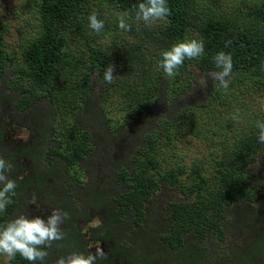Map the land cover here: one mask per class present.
Here are the masks:
<instances>
[{
  "label": "trees",
  "instance_id": "16d2710c",
  "mask_svg": "<svg viewBox=\"0 0 264 264\" xmlns=\"http://www.w3.org/2000/svg\"><path fill=\"white\" fill-rule=\"evenodd\" d=\"M202 1L204 0H167L171 15L167 17L159 31L153 30L144 22L135 19L136 6L144 0H35L34 12L38 28L35 35L28 39L23 48V61L26 69H22V75L29 79L30 86L20 87L17 99L12 101L15 114L26 110L32 113L40 103L46 102L45 100H49L54 105V112L56 109L61 111L67 109L75 114L83 103L86 112H93L92 107L96 101L92 102L91 91L87 92L83 88L88 74L84 75L83 80L73 83L72 86H65L68 80L61 77L62 72L69 64L72 41L68 39L77 36L76 40H79L80 37L86 47V52H88L87 62L91 73H96L98 77H101L109 64L115 66V78L120 84V88L125 90L128 99V102L123 104H126L124 106L126 111L130 110L129 116L126 118L127 123L130 124V131H136L139 121L150 125L147 131L144 130V133L139 132L138 143L128 145L124 157L130 159L129 164L123 161L122 165L126 167L113 173L116 174L117 181H121L120 183L125 188L116 192L101 191L105 192V198L100 199L98 205L86 202L89 196H97V194L89 195L81 204L83 208L86 203L94 211L104 210L107 212L108 218L102 220L99 227L108 228L112 223L116 226V230L105 231L99 239L111 256H115L121 264H165L158 261L156 251L152 248L151 258L150 256L143 257L138 254V251L136 252L131 237L136 235V237L143 238L148 232L150 235L145 237L151 238L155 247L168 256L185 253L186 249L192 248L195 254L183 257L182 264H197L205 260L206 255L210 257L213 264H233L234 261L241 264L239 255L236 253L239 247L230 245L225 251H222L220 248L222 242L219 245L216 238L217 235H222L221 227L228 217L237 213L242 216L243 236L253 239L247 249L252 251V246H257L260 243L258 247L261 253L258 255V259L261 261L260 264H264V233L261 232L264 228L261 229L260 226L261 223H264V215L257 221L254 213L258 216L261 204L256 211L249 206L255 201L260 188V184L257 182L260 175L257 165L259 160L264 158V144L258 141V129L255 124L257 121H264V113L256 114L252 109L246 107L244 108L245 116H243L237 113L240 112V109L235 107L230 114L227 113L223 116V119L219 121L214 119L208 131L217 137V140H212L217 146L216 151L209 153L210 157L206 158V164H203L202 160L191 164L190 173L193 176L186 186L181 187L178 182V177L185 172L184 162L175 163L168 160L166 171L162 175L158 174L162 165L161 158L150 156V149L156 140L154 134L158 132L156 130L162 122H184L183 116L188 113L187 111L197 107L193 105L183 109H181L182 106L173 108V104L176 102L166 106L165 102L174 101L178 96L170 98L166 94L167 88V93L170 92L169 87H165L164 77L166 75L159 67L154 69V66L158 65L162 58L161 53L176 42L187 40L193 33H195L196 39L204 41V55L198 58L195 70L188 67L189 60L187 59L179 68L180 77L191 85L196 75L208 77L209 72L216 70L213 57L220 51L232 56L233 74L229 87L236 81L246 78L258 79L264 83V0H256L250 5L247 11L250 21L215 12V7L208 11L204 9L205 5L201 3ZM106 5L114 11L128 14L130 19L128 22L132 26L131 31H127L128 33L136 34V31L139 30V33L147 35L145 39H148L150 43H159V48L153 52L149 59H145L143 54L142 56L138 53L140 46L136 42L123 45L115 37L106 47L100 48V46L94 45V39H91L90 34L95 36L99 34L97 37H105L115 28H119L117 19L111 21L103 12ZM93 12L97 13L98 18L104 21V29L100 33H96L89 26L88 17ZM79 45L80 41L72 48ZM67 48L68 52H66ZM12 60V57H8L0 50V95H3L1 96L2 100H7V98L4 95L5 89L1 87V82L5 78ZM135 70L150 75L146 93L151 95L150 98H136L135 92L137 93L139 88L132 83L131 79V74ZM153 70L156 71L153 72ZM152 73L156 76L155 78ZM220 88H222L220 85L214 88L209 101L215 97L220 101L221 106L226 107L234 99V96L232 93L229 96H219L218 93L222 91ZM42 91H46L43 96H41ZM161 98L164 99V105L155 106V103ZM78 103L80 104L78 105ZM248 112H251L252 116ZM228 115H230V121L237 123L236 126H231L229 129L225 126ZM234 115L237 117L235 120L231 119ZM152 116L154 120L159 119L158 124L156 121L150 122ZM90 118L94 119V117ZM31 119L35 127H42L43 122L40 121L42 119L34 116ZM1 126L0 131L3 130ZM77 129H80L79 125ZM85 133L79 138H82L83 144L92 150L91 134L88 130ZM105 141L109 142L110 139L105 138ZM112 145L117 148L120 144L112 142ZM133 146L136 147L133 148ZM154 147L155 144L152 149ZM69 151L65 154L58 147L51 148L45 155L46 162L51 164L55 157L60 158L64 165L63 168L68 174L72 166L83 167L82 164L88 162L89 158L91 159L94 155L93 153L90 156H84L83 153H86L87 150L83 151V147L77 152L72 149ZM32 152L33 149L29 147L10 150L9 160H6L10 165L15 159L17 162L19 158L31 161L29 174L31 179L16 180L17 188L15 195L12 196V203L8 205L6 211L0 212V226L15 218L12 217L13 213L21 208L23 201L21 192L23 190L31 191L39 195L41 199L55 205V209L67 213L63 229L65 238L62 241L54 242L52 247L46 249L49 255L42 264L55 263L54 259H57L59 254L67 255L72 251V248L87 255L88 244L83 242V235L75 228L78 215L74 213L71 204H68L70 214L67 212V202H70L68 196L62 195L59 200L54 197V184L51 185L52 183L48 180L49 177H52L51 168H49L51 165L41 167V170L38 169ZM86 170L89 171L84 168V172ZM66 172L64 173L66 174ZM89 184H92V181L87 186ZM176 185L182 189L183 200L170 201L166 207L161 208L152 205L159 198L158 193L163 187L167 189ZM121 216L129 218L131 221L129 220L126 224L121 220ZM84 220L85 222L89 221L87 217ZM155 225L158 231L151 232ZM252 227L255 228L254 232H250ZM120 228H124V230L120 231ZM121 232L124 234L117 236ZM63 246L66 248L62 249ZM255 256L257 258V255ZM10 264H30V262L18 254L10 260ZM36 264H41V262L37 261ZM97 264L114 263L108 258L107 260H98Z\"/></svg>",
  "mask_w": 264,
  "mask_h": 264
},
{
  "label": "rangeland",
  "instance_id": "374dc122",
  "mask_svg": "<svg viewBox=\"0 0 264 264\" xmlns=\"http://www.w3.org/2000/svg\"><path fill=\"white\" fill-rule=\"evenodd\" d=\"M255 1L256 0H204L201 3L205 5L204 9L208 11L215 7V12L223 13L229 17H237L250 21L247 16V11L250 5ZM34 4L35 0H0V50L6 53L8 57L13 58L6 71L5 78L1 82V87L5 89L4 95L7 100H2L1 96L3 95H0L2 100L0 102V126L2 125L1 127L3 128V130L0 131V156L5 160H9L10 150L19 147H29L33 149L32 157L37 163L38 169L41 170L45 166L51 165L49 168H51L50 173H52V177L48 176V180L52 183L51 185L54 184L53 195L58 198L57 200H59L62 195L68 196L70 202H67V212L70 214L68 204H71L74 213L78 215L75 228L83 235V242L88 244V253L91 251L94 252L97 245L100 247L102 243L99 239L102 234L105 233V231L113 232L116 230V226L111 223L108 228H100L99 223L108 218L107 212L104 210L94 211L90 209L89 205L86 203L83 208L81 204L85 202V198L87 199L89 195L97 194V196H89L86 202L98 205L99 200L105 198V192L102 193L101 191L110 190L116 192L117 190L119 191L125 188V186L120 183L121 181H117L116 174L113 173L120 168L126 167L122 165L123 161L129 164L130 159L124 157L128 150V145L138 143L139 132L144 133V130L147 131L150 125L144 121H139L136 125V131H130V124H128L126 120L130 110L126 111L124 107L126 104H123L128 102L125 90L120 88V84L116 78L113 83L108 84L104 81V74L98 77L96 73H91L89 63L87 62L88 52H86V47L81 38L79 37V40H76L78 38L77 36L68 39L72 41L70 44L69 64L66 66L65 71L62 72L61 77L68 80L65 86H72L73 83L83 80L84 75L88 74V78L84 81L85 84L83 88L87 92L91 91L90 96L93 95L92 102L96 101L92 107L93 112H86L83 107L84 103L80 105L75 114L67 109L65 111L56 109V112H54V105H52L49 100H45L46 102L40 103L32 113L26 110L20 114H15L12 101L17 99V92H19L20 87L30 86L29 79L22 75V69H26V65L23 61V48L26 42H28V39L35 35L38 28L35 19ZM103 12L111 21H115L116 19L118 21L117 13L124 14L123 12L114 11L107 5ZM129 20L128 18V21ZM163 25L164 21H157L152 24L151 29L160 31ZM136 32L137 35L115 28L114 31H111L110 34L105 37H97L99 34L97 36L90 34V37L94 39V45L100 46V48L106 47L115 37L123 45L136 42L137 45L140 46L138 53L140 55L143 54L144 56H142L144 58L146 57L145 59H149L153 52L159 48V43H150L148 39H145L147 36L146 34L139 33V30ZM195 37L196 35L193 33L187 40L192 38L196 39ZM78 41H80V45L76 48H72ZM68 51L69 49L67 48L66 52ZM197 60L198 58L189 60L188 67L195 70ZM157 67L158 65H155L154 69ZM155 71L156 70H153V72ZM113 74L115 75V73ZM131 77L132 83L139 88L138 92H135L136 98H150L151 95L146 94L150 75L140 70H135L133 74H131ZM155 77L156 76L153 74V78ZM164 79L166 80L165 87H169L170 90V92L167 93V88L166 94L169 95L170 98L178 96L174 101L165 102L166 106H169L170 103L173 102H176L173 104V108L175 106H182L181 109L187 106H197L187 111L188 113L183 116V118H185L184 122H162L156 130L158 132L154 134L156 140L153 146L155 144V147L152 149V146L150 149V156H158L161 158L162 165L158 174L163 175L165 173L168 160L169 162L173 161L175 163H179L180 161L184 162L185 172L178 177V182H180L179 186L183 187L189 183L193 176L190 173L191 164L197 160H202V163L206 164V158L210 157L209 153L216 151L217 146L212 140H217V137L208 131L214 119H218V121L223 119V116L227 113L230 114L235 107L240 109V112L237 113L243 116H245L244 108L246 107L252 109L256 114L264 113V83L258 79L246 78L241 81H236L228 90L220 88L222 91L218 93L219 96H229L231 93L234 96V99L227 105L228 107H224L221 106L220 101L215 97L209 101L214 88L219 85L214 84L216 82H214L211 77L196 75L191 85L180 77L178 69L176 75L172 77L166 76ZM45 92L46 91H42L41 96H43ZM88 100L90 102V97ZM163 101L164 99H159L155 103V106L158 104L164 105ZM79 104L80 103H78V105ZM32 114L34 117L42 119L40 120L43 122L41 128H37L33 125L34 123L31 119V117H33ZM248 114L252 116L251 112H248ZM158 115L160 116V114ZM153 116L150 117L152 118L150 122L156 121V124H158L159 119L154 120ZM90 117H94V119ZM78 125L80 126L79 130L77 129ZM236 125L237 123L230 121V115H228L225 121L226 128L229 129L231 126ZM81 128L87 129L90 132L93 143L92 150L88 149V146L83 144L82 138H79L85 132L87 133V130ZM105 138H109L110 141L106 142ZM112 142L120 145L114 148ZM54 147H58V149L65 154L69 153L70 149L77 152L83 147V151L87 150L86 153H83L84 156H90L93 153L94 155L91 159L88 157L89 160L82 164L83 167L72 166L69 169L70 173L67 174L60 158L55 157L51 164L46 162L45 155ZM135 147L136 146H133V148ZM43 155L44 159L42 160ZM27 160L19 158L16 162L15 159V163L13 162L11 164L10 178L15 180L31 179L29 175L31 161L29 159ZM84 168L89 171L86 170L84 172ZM257 169L260 171V175L257 179L260 188L257 191L258 194L255 201L250 203L249 206L256 211L261 204V209L257 213L258 216L254 213L256 220L259 221L264 215V158L259 160ZM64 172H66V174ZM90 181H92V184L87 186ZM21 193L23 195L21 208L14 212L12 217H16L21 213H28L30 217L41 216L46 219L47 216L51 214V210L56 208L55 205L50 204L45 199H41L39 195L31 191L23 190ZM158 195L159 198L152 204L156 208L166 207L167 203L170 201L179 202L183 200L182 189L177 185L175 187L170 186L167 189L163 187ZM33 196L37 197L36 205L29 204ZM113 206L116 207V205ZM86 217L89 219L87 222L84 220ZM121 220L128 224L127 222L130 219L121 216ZM148 222L150 223L149 219ZM146 224L148 225L147 222ZM242 226V216L240 213L228 217L221 227L223 230L222 235L219 234L216 237L219 241V245L220 242H222V246H220L222 251H225L230 245L237 246L242 243V245L246 244V241L243 240L245 238L247 239V236H243ZM260 226L261 229H263L264 223H261ZM62 227L64 229L65 225ZM153 227V231L151 229V232H157L158 229L155 228L156 225ZM250 229V232H254L255 228L252 227ZM121 230H124V228H120V231ZM261 232L263 234L264 230H261ZM122 234L124 233L121 232V234L119 233L117 236H121ZM147 235H150V233L148 232L145 236ZM145 236H143V238L136 237V235L131 237V242L134 247H136V252L138 251V254L143 257L150 256L151 258V252L153 251L152 249H154L159 262L165 264H182L183 257H190L192 254H195V251L189 248L186 249L185 253H177L176 255L168 256L155 247V243L151 238H146ZM259 244L260 243H258L257 246H252V251L248 249L237 251L241 264H257L255 263V255H260L261 253L258 247ZM65 248L64 246L62 247V249ZM73 251L78 252L75 248H72L70 252ZM106 253L109 257L110 253ZM60 256L66 255L61 253L57 259ZM206 258L207 255L204 259ZM57 259H54V261ZM116 262L117 264H121L120 260L116 259ZM0 264H10V260L4 255H0Z\"/></svg>",
  "mask_w": 264,
  "mask_h": 264
},
{
  "label": "clouds",
  "instance_id": "9594fccd",
  "mask_svg": "<svg viewBox=\"0 0 264 264\" xmlns=\"http://www.w3.org/2000/svg\"><path fill=\"white\" fill-rule=\"evenodd\" d=\"M171 15L167 0H144L135 9V19L143 21L151 27L157 21H166ZM118 27L122 31H131V24L128 22V14H117ZM89 26L96 33L104 29V21L98 18L93 12L89 17ZM204 55V41L202 39L182 40L173 44L169 49L161 53V60L158 67L163 70L166 76L172 77L177 70L183 66L185 60H192ZM215 71L208 73L214 82L227 90L233 74V60L229 53L220 51L213 57ZM114 65L109 64L104 71V81L108 84L114 82ZM231 119L235 120L234 115ZM255 127L258 129V141L264 144V121H257ZM11 165L0 156V212L6 211L12 203V196L15 195L17 182L10 178ZM37 203V197L29 201V204ZM67 213L52 209L46 219L41 216L30 217L28 213H21L9 220L5 225L0 226V255L6 256L9 260L14 259L18 254L30 264L37 261H45L49 255L47 248L52 247L54 242L62 241L65 238L63 225ZM108 254L101 247L94 252L85 255L82 252H70L66 256H60L55 264H97L98 260H107Z\"/></svg>",
  "mask_w": 264,
  "mask_h": 264
},
{
  "label": "flooded vegetation",
  "instance_id": "af4514ba",
  "mask_svg": "<svg viewBox=\"0 0 264 264\" xmlns=\"http://www.w3.org/2000/svg\"><path fill=\"white\" fill-rule=\"evenodd\" d=\"M15 149H17V148H15ZM22 160H25V159H22ZM251 240H253V239H251V237H249V238H247V239H244L243 241H246L245 243V245H242V244H240V245H237V247H239V248H237V251H239V250H243V249H247L250 245H251ZM254 241H256V240H254ZM97 247H98V245H97ZM100 247L101 248H103V250L105 251V252H108V250H107V248L105 247V245L103 244V242L100 244ZM237 251H236V253H237ZM257 255V258H256V256H255V258H256V261H255V263H259L260 264V260L258 259V254H256ZM113 257V258H112ZM108 258H110V260H112V262L114 263V264H117V262H116V257L115 256H111V254H110V256L108 257ZM197 264H213V262L210 260V257H207V259H205V260H203V261H200V262H198ZM228 264H230V263H228ZM233 264H237L235 261H234V263Z\"/></svg>",
  "mask_w": 264,
  "mask_h": 264
}]
</instances>
